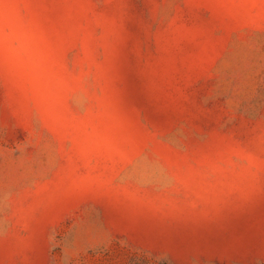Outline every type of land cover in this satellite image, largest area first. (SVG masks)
Here are the masks:
<instances>
[{"label":"rangeland","instance_id":"1","mask_svg":"<svg viewBox=\"0 0 264 264\" xmlns=\"http://www.w3.org/2000/svg\"><path fill=\"white\" fill-rule=\"evenodd\" d=\"M0 264H264V0H0Z\"/></svg>","mask_w":264,"mask_h":264}]
</instances>
